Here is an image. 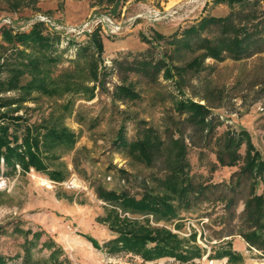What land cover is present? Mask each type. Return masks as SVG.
<instances>
[{"label": "rangeland", "instance_id": "374dc122", "mask_svg": "<svg viewBox=\"0 0 264 264\" xmlns=\"http://www.w3.org/2000/svg\"><path fill=\"white\" fill-rule=\"evenodd\" d=\"M167 3L0 0V65L15 57L1 31L27 33L39 23L43 36L59 40L58 62L50 67L51 77L68 75L81 86L95 88L92 99L84 91L57 97L32 93L23 102L0 108V116L19 119L17 123L0 122L18 136V144L25 127L42 134L44 127L52 125L75 134L72 147L58 146L43 159L48 171L63 177L61 182L33 168L27 173L19 165L14 173L2 168L5 174L0 176L8 181L0 189V256L5 264H264L262 251L241 236L252 227L243 213L245 202L253 194L264 193V181L254 182L239 174L241 161L233 167L219 166L216 161L224 133L240 129L248 132L264 158V52L232 60L218 43L219 25L203 22L230 16L236 24L257 28L264 37V0ZM93 33L101 39V57L86 44ZM145 60L163 66L148 78L136 69ZM93 63L97 64V83L90 75ZM5 77L0 74V79ZM29 80L28 75L23 76L20 85ZM122 86L133 89L139 98L121 99L117 88ZM19 95V91L2 92L0 99ZM181 101L208 110L206 121L213 120V129L201 132L193 127L188 114L176 110ZM144 123L165 143L182 139L189 175L206 189L194 206L179 212V220L156 223L148 217L151 226L164 227L186 241V247L200 249L201 257L186 263L171 257L146 261L129 253L109 254L83 236L94 238L100 247L116 237L107 222L101 223L113 206L99 199L98 188L139 199L155 187V178L165 176L163 157L147 167L113 145L120 127L132 142ZM114 208L120 218H131L118 206ZM35 232L41 233L37 241ZM25 243L29 244L28 260L24 258ZM226 248L242 261L216 258ZM53 251L55 259L50 258Z\"/></svg>", "mask_w": 264, "mask_h": 264}, {"label": "trees", "instance_id": "16d2710c", "mask_svg": "<svg viewBox=\"0 0 264 264\" xmlns=\"http://www.w3.org/2000/svg\"><path fill=\"white\" fill-rule=\"evenodd\" d=\"M229 2H248L249 0H226ZM206 25H219L220 39L218 43L228 56L235 61L251 57L253 54L264 52V37L259 35L256 29L252 30L247 25L236 24L231 17L223 19L205 18ZM2 39L11 46L15 53L14 59L6 60L0 65V74L6 77L0 79V93L7 91H19L16 99H0V108L9 107L23 102L27 97L34 94H43L48 97H57L70 92L76 94L84 91L89 99L93 98L94 86H81L70 76L62 75L57 78L51 77L50 67L58 62L55 56L59 43L57 37H45L41 33V24L32 26L29 32H17L2 30ZM91 44L97 56L101 57L103 45L97 33H93L88 42ZM86 46V45H85ZM22 47L23 50H20ZM78 50L82 48L79 43ZM86 52V49H84ZM163 66L160 62L151 63L148 60L138 62L137 71L151 78L152 74L158 73ZM28 75L30 80L20 85V79ZM92 82L97 83V64L93 63L90 69ZM117 94L121 99L136 100L139 95L130 87L117 88ZM119 99V100H121ZM179 114L187 113V120L193 127L201 132H209L213 129V120L206 121L208 110L192 101L179 102L176 108ZM8 120V121H3ZM19 122L18 118L6 114L0 116V122ZM138 130V136L132 142H128L124 127H120L116 133L113 145L125 150L130 157L137 162L150 167L158 159L163 157L166 166V174L162 179L155 178V187L142 193L139 199L129 196L124 192L107 191L97 189L99 199L113 207L101 220L108 223L109 230L116 235L100 247L92 237L83 235L95 248H104L109 254L129 253L144 260H155L162 257H171L180 263H186L192 259L200 258L201 252L198 247H186L187 242L180 240L164 227H153L149 223L152 216L156 223H169L179 220V212L194 206L200 197L205 195V186L194 182L189 175L187 162V150L182 139H171L165 143L157 135L156 131L143 124ZM45 133H34L31 128H24L25 135L18 144V136L10 133L8 125L0 124V175L3 170L15 172V165H19L24 173L30 168L37 172L45 173L50 180L61 182L63 177L58 172L48 171L43 159L45 153L55 150L58 146L72 147L75 142V134L63 127L46 126ZM244 144V155L240 150ZM216 161L219 166L233 167L240 161L242 166L239 174L253 179L264 181V158L251 143L250 135L244 129L239 131L230 130L224 133L220 148L216 151ZM2 163V164H1ZM129 214L131 218H120L118 211ZM243 213L248 217L252 227L241 236L246 243L254 248H259L264 255V193L253 194L244 205ZM138 218H141L139 220ZM41 236L35 232L33 237L37 241ZM52 241H50L51 243ZM45 242L44 244H46ZM46 244V247L50 246ZM24 258L28 260L29 250L25 243ZM52 245V243H51ZM55 251L50 253V258L55 259ZM216 258L228 257V261H242L239 254L232 253L228 248L215 255ZM57 260H55L56 262ZM0 264H5V259L0 256Z\"/></svg>", "mask_w": 264, "mask_h": 264}, {"label": "built area", "instance_id": "2783aa9c", "mask_svg": "<svg viewBox=\"0 0 264 264\" xmlns=\"http://www.w3.org/2000/svg\"><path fill=\"white\" fill-rule=\"evenodd\" d=\"M7 182H8L7 181V178H5L4 176H0V189L3 188V187H5V185H6ZM69 187L70 188L71 187L73 188L74 186H72V184H71Z\"/></svg>", "mask_w": 264, "mask_h": 264}, {"label": "bare ground", "instance_id": "6f19581e", "mask_svg": "<svg viewBox=\"0 0 264 264\" xmlns=\"http://www.w3.org/2000/svg\"><path fill=\"white\" fill-rule=\"evenodd\" d=\"M177 1H179V0H171V4L170 5H174Z\"/></svg>", "mask_w": 264, "mask_h": 264}, {"label": "crops", "instance_id": "0c3cea01", "mask_svg": "<svg viewBox=\"0 0 264 264\" xmlns=\"http://www.w3.org/2000/svg\"><path fill=\"white\" fill-rule=\"evenodd\" d=\"M170 1H171V0H168V3H167V5L170 3Z\"/></svg>", "mask_w": 264, "mask_h": 264}]
</instances>
